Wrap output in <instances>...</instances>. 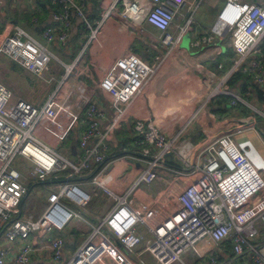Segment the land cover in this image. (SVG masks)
Instances as JSON below:
<instances>
[{"label":"built area","instance_id":"built-area-1","mask_svg":"<svg viewBox=\"0 0 264 264\" xmlns=\"http://www.w3.org/2000/svg\"><path fill=\"white\" fill-rule=\"evenodd\" d=\"M52 1L60 4V10L53 13L55 23L44 29L43 38L47 42L57 39L60 45H64L72 15L86 20L85 3L78 0ZM201 1L111 0L100 20H86L88 41L70 63L64 62L45 41L21 25H15L11 32L0 33V56L6 55L25 71L44 77L48 82L58 83L45 102L36 106L27 98L15 95L0 80V233L11 241L22 239L14 256L15 264H31V255L36 249L30 241L33 233L60 231L73 216L88 222L80 211L70 207L67 202L85 211L92 197L91 192L71 180L51 183L44 208L21 215L19 203L29 193L28 178L46 179L50 174L64 170L78 174L92 160L97 165L90 174V184L111 199V206L97 223H90V232L68 258H64L62 250L63 237L47 245L56 263L134 264L119 244L126 251L133 252L144 242V250L151 252L159 264H186L183 254L203 255L200 243H211L218 251H226L228 247L224 241L231 238L235 254H251V260L246 264H264V239L253 241L260 234V224L264 225V191L251 204L231 207L225 195L224 182L230 171L236 169V164L224 149L215 147L214 141L202 146L193 159V153L186 152L183 142L179 143L186 125L174 134H167L153 116L137 118L134 131L141 148L135 157L144 161L146 167L124 193L115 191L103 178L111 162L106 160L104 154L110 132L121 125L136 103L143 100L151 78L182 35L194 30L191 9L194 6L196 9ZM112 16L144 33V24L156 27L159 34L152 39L166 51L162 58L152 64L140 55L128 52L109 68L103 69L98 85L115 104V113L107 127H101L103 111L80 88L84 86L79 87L73 101L62 100L61 93L72 76L79 77L82 73L93 76L85 68V49L90 42L98 39L105 22ZM178 17L184 19V23L175 22ZM214 35L229 37L235 59L232 67L212 88L204 104L217 95H227L232 104L241 102L255 108L244 96L228 88L227 82L234 72L240 70L254 74L264 88V77L260 74L264 69V0H223L210 32L197 33L192 44L200 47L209 43ZM260 49L263 55L255 57L254 54L259 53ZM53 58L64 67L59 82L53 75L46 77ZM86 76L80 79L86 81ZM82 110H85L89 121L79 138L82 150L80 158L74 161L58 148V142L68 136ZM150 145L156 147L155 153L151 152ZM169 151L183 162L181 167L172 169L175 175L190 177L191 181L177 194L180 206L155 224L146 211L130 204L128 196L140 182H150L156 178L157 168ZM204 152L207 157L202 159ZM15 159L21 164L31 163L29 169L23 171L20 165H16L17 162L15 164ZM139 225L146 228L148 236L139 232ZM210 254L211 264H220L219 252L212 251ZM6 257L7 250L0 247V264H7Z\"/></svg>","mask_w":264,"mask_h":264},{"label":"crops","instance_id":"crops-1","mask_svg":"<svg viewBox=\"0 0 264 264\" xmlns=\"http://www.w3.org/2000/svg\"><path fill=\"white\" fill-rule=\"evenodd\" d=\"M78 1L85 3V11L88 6L85 17L88 22H93L104 16L111 0ZM92 1L94 6L91 4ZM102 2H105L106 6L97 18L96 12L101 7ZM59 10L60 4L54 3L52 0H0V33L11 32L15 25H21L31 34L45 41L43 38L44 29L55 23L53 13ZM86 20L72 15V24L69 28L66 44L60 45L57 39L50 42L45 41V43L49 46L50 43L56 42L62 47L66 45L72 47L74 50V53H72L73 61L89 38V28ZM142 29L146 33L113 16L108 18L98 39L92 43L90 42L85 49V68L93 76H86L84 73L80 74L79 77L72 76L65 84L61 99L73 101L80 88L84 89L90 101L96 103L103 111L100 126L107 127L111 116L115 113V104L98 85L103 69L109 68L113 62L128 52H134L152 64L162 58L163 53L166 51L160 43L152 39V37L158 36L159 32L155 34L144 25ZM202 32L209 33L210 29H201L198 34ZM186 34L178 40L174 49L151 78L144 91L143 100L136 103L125 115L121 125L110 132L106 140L107 147L104 154L106 160H111V162L108 164L103 178L118 193H124L133 186L139 172L146 167L144 161L135 157L139 154L141 148V144L136 140L135 121L137 118L153 116L167 134H174L186 125L180 135L179 143L183 142L186 146V152L193 153V159L197 157L198 150L210 141H214L217 149H224L236 164V169L230 171L224 182L226 198L233 208L241 204H251L253 199L257 196L260 197V194L264 191L262 187L264 186V114H260L263 115L259 121L261 125H259L256 120L258 114L252 110L253 107L241 102L232 104L230 98H223L224 95H217L204 104L212 88L232 67L235 52L229 45L227 35H214L209 43L195 47L192 42L195 40L196 35L190 40L186 39L185 43L182 44ZM137 40L143 43L144 50L141 51L136 48ZM260 55H263L261 49L259 53L254 54L255 57ZM219 63L222 64L221 67L218 66ZM11 65L20 67L14 61ZM236 74L242 75L233 78ZM260 74L264 77V69ZM85 76L86 81L80 79ZM232 78L234 80L230 82ZM12 83L14 86L13 81ZM6 85L13 91V87ZM227 87L244 96L253 106L264 105V95H259L260 89L264 94V88L257 82L254 74L249 75L238 70L230 77ZM80 118L83 125L82 132L89 121L85 110H82ZM79 119L72 126L68 136L62 142H58V148L74 161L79 160L82 152L79 145L80 135L76 143L69 144L67 147H64L63 144L71 136L72 129ZM150 150L155 153L156 147L150 145ZM206 157L207 153L204 152L202 159ZM90 163L78 174H73L70 170V173L66 174L63 179L51 177L55 176L57 172L50 174L49 178L38 179L46 185V194L49 193L51 183L67 180L78 183L85 190L91 192V200L88 202L86 210L82 211V214L88 220V222L85 221L83 230H87V228L91 230L90 223H97L99 217L109 209L112 203L111 199L99 188L90 184V174L97 165L93 160ZM23 164L18 160L16 165H20L22 170L26 171ZM182 164L181 158L177 155L165 154L157 168L156 178L150 182H140L131 190L128 196L130 204L139 210L146 211L149 219L155 224L169 216L180 206L177 194L191 181L190 177L176 176L172 170L181 167ZM27 168L29 169V165ZM74 176H80L83 179L89 178L86 181L90 188L75 181ZM29 178V193L19 203L21 215L28 211L39 212L47 203V199L45 203L40 201L39 205L35 203L36 199L30 195L33 184ZM25 204H27L26 208L24 207ZM35 205L37 206L34 209ZM259 228L260 234L253 239L254 242L264 239V225L260 224ZM138 230L144 236H148L144 226L139 225ZM60 231L53 236L48 235L51 232H38L31 235L30 241L36 248L31 255V264H58L53 260L52 250L47 245L60 236L64 238L62 246L64 258H68L69 253H72V250L85 238V236L81 238L72 247L74 238ZM21 242L22 239L20 238L11 241L0 233V247L7 250V264H15L14 256ZM201 244L205 245L203 249L201 248L203 255L198 257L193 254H186V258H184L186 264H211L210 252L212 251L219 252L220 264H246L251 260L249 252L234 253L231 238L224 241V244L228 247L226 251H218L211 243L203 242ZM144 245V242H141L133 252L126 251L121 245L120 248L131 260L134 257L142 264H153L148 262L144 256L145 253H148V256H153L151 252L144 250Z\"/></svg>","mask_w":264,"mask_h":264},{"label":"rangeland","instance_id":"rangeland-1","mask_svg":"<svg viewBox=\"0 0 264 264\" xmlns=\"http://www.w3.org/2000/svg\"><path fill=\"white\" fill-rule=\"evenodd\" d=\"M106 1H110V0H106ZM222 2H223V0H202L196 9H195V6L191 9V13L193 12V21H192L191 25L194 27V30H191V31L189 30V32L184 36V40H183L182 44L185 43L186 39L190 40L201 29H203V30L210 29V27L212 26V24L215 20L216 11L218 10V7L221 5ZM91 4L94 6L93 1L91 2ZM100 6L101 7H99L97 12H96L97 18L99 17V15L104 10L106 3L102 2ZM87 11H88V6L86 7L85 13ZM185 21H186V19H185ZM175 22H183L184 23V19H180L178 17L175 19ZM144 27H147L150 31H152L155 34H158V32H159V30L156 27H154L150 24H144ZM49 47L51 48V50L54 53L58 54L65 62L69 63L72 61V59H73L72 53H74V50L72 47H69L67 45L65 47H62L56 42L50 43ZM136 48L141 50V51L145 49V47L143 46V43L139 40L136 41ZM11 61L12 60L6 55L0 56V80L4 83L10 85L11 87H13V91H14L15 95L19 94V95L27 98L29 101H31L36 106H41L45 102V100L47 99L49 94L55 90L58 83L52 82V81L48 82L44 77L38 76V75L33 74V73H29V72L25 71L24 69H22V67H17L16 65L12 66L11 64L13 61L12 62ZM63 74H64L63 65H61L60 62L56 58H53L49 63V70L46 73V77L53 75L56 77V81L59 82L61 80V78L63 77ZM11 80L14 82V86H13V83ZM254 106H255V108H257V110L253 109V108H252V110L258 114L256 120L259 123V121L262 118L261 116L264 114V105H254ZM261 113H263V114L260 115ZM259 125H261V124L259 123ZM82 127H83V125L81 123V118H80L79 121L73 127L72 132H71V136L63 144L64 147H67V145L74 144L77 142V139L81 133ZM16 162H18L17 159H15V164H16ZM23 165L27 171L28 170L27 167H28V165H31V163L29 164V162H24ZM68 173H70V170H64V171L57 172V174H55V176H51V177H59V178L63 179V178H65V175ZM73 178H75L74 179L75 181H77L79 183H83L85 186L90 188V185L86 181L89 178L83 179V178H80V176H74ZM29 180L33 184V188L31 190L30 195L36 199L35 203L36 204L38 203V205L40 202L45 203L48 193L46 194V185L44 184V182L38 180L37 178H29ZM109 186H111V185L109 184ZM67 204L70 207H72V208H74L77 211H80L82 213V211L79 210L78 208H76L72 203L67 202ZM26 205L27 204H25L24 207ZM36 206L37 205L34 206V209L36 208ZM39 210H41V209H39ZM24 215H25V213H24ZM79 221H80L79 218H77L76 216H73L67 222V224L64 226V228L61 230L62 233H65L67 236H72L74 238V244L72 245V247H74L80 241V239L83 238L85 236V234L90 230L89 228H87V230H83V225H85L86 222L81 220L82 221V223H81V221L80 222ZM56 232H59V230L52 231L48 235L53 236V235H55ZM263 235H264V232H263ZM119 246H120V244H119ZM199 246L202 249L205 247V245L201 244V243L199 244ZM69 254H71V252ZM147 254L148 253H145L144 256L147 258L148 262L153 263V264H159L154 255L148 256ZM186 254H190V253L183 254V256H182L183 259L186 258ZM132 261L135 264H142L140 261H138L134 257H132ZM177 263L182 264L181 262H175L172 264H177Z\"/></svg>","mask_w":264,"mask_h":264},{"label":"trees","instance_id":"trees-1","mask_svg":"<svg viewBox=\"0 0 264 264\" xmlns=\"http://www.w3.org/2000/svg\"><path fill=\"white\" fill-rule=\"evenodd\" d=\"M263 52H264V46H263ZM241 75H242V74H236L233 78H238V77L241 76ZM233 78L231 79L230 82H233V80H234ZM259 95H260V96H263V95H264L261 89L259 90ZM223 98H230V97L227 96V95H224Z\"/></svg>","mask_w":264,"mask_h":264},{"label":"water","instance_id":"water-1","mask_svg":"<svg viewBox=\"0 0 264 264\" xmlns=\"http://www.w3.org/2000/svg\"><path fill=\"white\" fill-rule=\"evenodd\" d=\"M167 154H168V155H173V153H172L171 151H169Z\"/></svg>","mask_w":264,"mask_h":264}]
</instances>
